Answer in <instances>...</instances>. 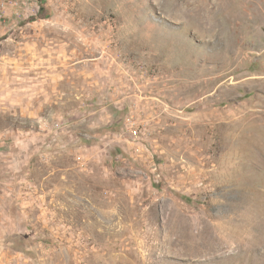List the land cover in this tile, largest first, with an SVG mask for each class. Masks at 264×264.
Masks as SVG:
<instances>
[{
    "label": "rangeland",
    "instance_id": "obj_1",
    "mask_svg": "<svg viewBox=\"0 0 264 264\" xmlns=\"http://www.w3.org/2000/svg\"><path fill=\"white\" fill-rule=\"evenodd\" d=\"M257 1L0 0V264H264Z\"/></svg>",
    "mask_w": 264,
    "mask_h": 264
},
{
    "label": "bare ground",
    "instance_id": "obj_2",
    "mask_svg": "<svg viewBox=\"0 0 264 264\" xmlns=\"http://www.w3.org/2000/svg\"><path fill=\"white\" fill-rule=\"evenodd\" d=\"M249 2H250V6L252 7V9L254 8V9H257V8H255V7H259V6H261L262 4H261V2L260 1H257V0H249ZM219 5H217L216 6V8H215V10H214V17L217 19V20H219V18L221 17V15H222V10H223V8L220 6V7H218ZM254 13H257L256 11L254 12ZM195 18L199 21V23H200V25H202L203 24V19H202V16L201 15H199V14H197L196 16H195ZM228 49V48H227ZM229 56H231V53H230V51H228V53H227V57H229ZM232 56L233 57H237L238 55H234V53L232 54ZM203 57V56H202ZM230 59H232L231 57H230ZM216 68V67H215ZM208 69H209V67H208ZM211 69H213L212 67H211Z\"/></svg>",
    "mask_w": 264,
    "mask_h": 264
}]
</instances>
